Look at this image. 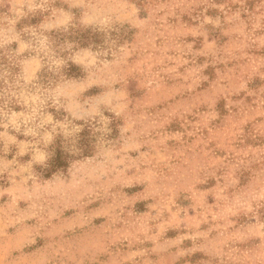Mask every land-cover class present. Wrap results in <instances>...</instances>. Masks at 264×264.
I'll return each instance as SVG.
<instances>
[{
	"label": "rangeland",
	"instance_id": "1",
	"mask_svg": "<svg viewBox=\"0 0 264 264\" xmlns=\"http://www.w3.org/2000/svg\"><path fill=\"white\" fill-rule=\"evenodd\" d=\"M0 52V264H264V0H0Z\"/></svg>",
	"mask_w": 264,
	"mask_h": 264
},
{
	"label": "trees",
	"instance_id": "2",
	"mask_svg": "<svg viewBox=\"0 0 264 264\" xmlns=\"http://www.w3.org/2000/svg\"><path fill=\"white\" fill-rule=\"evenodd\" d=\"M78 46L80 47H85L88 46L91 42L89 38L91 37V32L85 31L82 33H78ZM69 35V31H60V35H57L58 39L60 42L67 38ZM7 58L1 54L0 52V64L3 65V69L7 71V74L3 76V79H0V87L2 85H5V78H12L14 74V65L9 64L7 62ZM80 67L74 63H69L67 67H63L62 70L65 73L66 77H78L80 76ZM59 71V70H58ZM61 71H59L57 74L53 72L51 73H46L44 76L48 77L51 76V78L55 79L60 75ZM92 128L91 122L90 123H85L84 128L78 133V137L80 138L78 140V155L79 156H88L92 153V145L90 144V139L87 137L90 129ZM87 134V135H86ZM54 154L52 157L49 159L47 162L46 166V173L47 174H52L59 170L60 168H65L69 164L70 158H74V154H70L66 150V146L64 144V141L58 136L56 140L54 141ZM69 158V160H68Z\"/></svg>",
	"mask_w": 264,
	"mask_h": 264
}]
</instances>
